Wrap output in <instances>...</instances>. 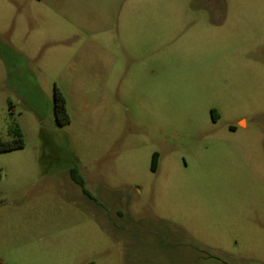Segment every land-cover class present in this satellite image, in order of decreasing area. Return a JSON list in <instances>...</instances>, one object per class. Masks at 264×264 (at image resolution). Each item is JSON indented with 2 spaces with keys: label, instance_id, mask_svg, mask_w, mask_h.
I'll return each instance as SVG.
<instances>
[{
  "label": "rangeland",
  "instance_id": "obj_1",
  "mask_svg": "<svg viewBox=\"0 0 264 264\" xmlns=\"http://www.w3.org/2000/svg\"><path fill=\"white\" fill-rule=\"evenodd\" d=\"M0 56V264H264V0H0Z\"/></svg>",
  "mask_w": 264,
  "mask_h": 264
},
{
  "label": "trees",
  "instance_id": "obj_2",
  "mask_svg": "<svg viewBox=\"0 0 264 264\" xmlns=\"http://www.w3.org/2000/svg\"><path fill=\"white\" fill-rule=\"evenodd\" d=\"M53 114L58 127H63L70 121L66 108V99L58 88H54ZM8 134L12 140L8 142H0V153L14 151L24 147L22 133L18 126L10 124L8 127ZM157 157V154L153 155L154 160Z\"/></svg>",
  "mask_w": 264,
  "mask_h": 264
},
{
  "label": "flooded vegetation",
  "instance_id": "obj_3",
  "mask_svg": "<svg viewBox=\"0 0 264 264\" xmlns=\"http://www.w3.org/2000/svg\"><path fill=\"white\" fill-rule=\"evenodd\" d=\"M213 121L216 122L217 119L214 118ZM230 130H231V131H235V128L231 127ZM157 162H158V157H157L155 160L152 158V161H151V172H153V173L156 172V169H157Z\"/></svg>",
  "mask_w": 264,
  "mask_h": 264
},
{
  "label": "crops",
  "instance_id": "obj_4",
  "mask_svg": "<svg viewBox=\"0 0 264 264\" xmlns=\"http://www.w3.org/2000/svg\"><path fill=\"white\" fill-rule=\"evenodd\" d=\"M5 47H6L7 49H9V48H8L9 46L5 45ZM9 50H10V49H9ZM0 57H1V56H0Z\"/></svg>",
  "mask_w": 264,
  "mask_h": 264
}]
</instances>
